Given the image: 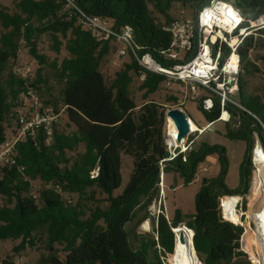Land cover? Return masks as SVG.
<instances>
[{
  "label": "trees",
  "instance_id": "1",
  "mask_svg": "<svg viewBox=\"0 0 264 264\" xmlns=\"http://www.w3.org/2000/svg\"><path fill=\"white\" fill-rule=\"evenodd\" d=\"M211 1L16 0L13 10H0L4 30L0 38V145L6 142L8 119L15 115L18 121L23 97H29V92L37 94L46 83L43 66L49 65L55 78L64 83L61 108L42 102L56 117L50 140L43 127L36 129L33 136L26 135L15 145L11 154L14 164L0 167V196L6 199V204L0 206V241L21 240L14 251L25 250L35 247V233L47 227L51 264L57 261L55 245L67 253L64 264H165L167 255L176 252L175 229L187 218L186 225L194 231L195 251L203 264H240L234 261L245 256L237 250L243 228L222 219L220 198L248 195L255 134L264 148V88L252 93L247 90V79L264 73V25L251 27L248 22L264 16V0H221L231 2L247 20L243 28L249 34L238 47L242 64L238 91L230 96L234 103L222 104L218 95L199 85L206 95L194 100L208 124L221 121L223 111L229 113L225 139L246 145L237 188L226 184L229 159L227 149L221 145L195 144L192 139L185 152L177 148L173 157L163 135L166 105L178 106L184 87L181 83L165 86L164 75L144 70L136 59V55L150 54L167 69L190 62L198 52L197 37L191 50L182 53L179 60L169 58L173 35L167 27L181 21L170 11L180 3L195 13L196 23L199 12ZM93 17L108 22L117 33L126 26L133 30L135 52L128 49L129 61L112 80L106 79L101 65L117 39L99 40L87 24V19ZM44 35L51 39L55 58L38 50ZM21 40L41 68L26 77L11 72L3 81L8 63L19 57ZM63 41L68 56L60 59ZM218 51L222 66L231 51L226 44L216 46L213 55ZM143 74L145 79L141 80ZM134 78L141 80L140 105L131 90ZM163 88L173 89L165 103L152 99ZM207 98L213 100L210 110L203 107ZM123 155L133 159L126 182ZM208 157L217 158L220 171L217 177L207 178V184L203 180L196 197V213L185 217L176 211L173 218H167L162 211L152 218L157 240L150 234L134 247L126 227L140 211H144L141 220L151 218L148 209L160 198L161 176L171 174L189 185ZM97 169V176L92 177ZM36 181L40 182V190L34 192L32 184ZM91 187L107 197L103 201L106 207L99 202L86 208L81 201L74 204L70 199L74 194L85 196Z\"/></svg>",
  "mask_w": 264,
  "mask_h": 264
},
{
  "label": "rangeland",
  "instance_id": "2",
  "mask_svg": "<svg viewBox=\"0 0 264 264\" xmlns=\"http://www.w3.org/2000/svg\"><path fill=\"white\" fill-rule=\"evenodd\" d=\"M16 0H0V10L3 8H8L10 10L14 9ZM37 1V0H35ZM171 15L176 20H188L193 24V21L196 20L195 13L192 10H189L188 8L183 7L180 3L174 4L172 10L170 11ZM159 16V15H158ZM199 17V15H198ZM161 18V17H160ZM163 18H161L162 20ZM261 18H259L255 22H251V27L259 26V21ZM264 19V16H263ZM247 22V20H245ZM2 33H4V30L0 23V38L2 36ZM249 34V32L247 33ZM64 45L62 47V52L59 56L60 59L64 58L65 56H68L67 51L65 50V44L66 41H63ZM1 42H0V49H1ZM51 39L48 35H44L40 37L38 42V50L42 54H47L51 58H55V53L51 51ZM124 48V45L119 41H114L112 43V50L111 53L105 57V60L103 61L101 65V72L105 75L106 79L112 80L117 71H119L121 68H123L124 64L129 61V57L127 54L125 56H122L119 54V52ZM17 60H11L6 68V72L3 76V81H6L8 75L12 73H19L26 76L33 75L37 73V71L41 68L38 62L30 55L29 49L27 48L26 42L24 40L20 41V49H19V55ZM27 68H29L31 71H27ZM241 68L242 64L240 63V71L237 76L231 77L233 83L230 85L229 89L232 91L231 96H236L238 91V84L241 78ZM43 70V76L46 79V83L41 85L40 91L36 94L34 92V95L36 98H38L40 103L48 104L51 107L55 108H61L62 107V90L64 87V83L58 81L54 76V71L50 68L49 65H45L42 67ZM248 85L247 90L248 92H257L260 91L261 88H264V73L258 74L254 77H250L247 79ZM141 80L134 78V81L131 85V90L134 94V98L136 99L137 103L140 105L142 100V92H139V84ZM230 82V81H229ZM173 93V89H167L163 88V90L157 94L156 96H153L152 99L156 100L159 103H165V97L169 96ZM186 89L184 88V95H186ZM196 96L199 100L201 96L206 95L205 91L199 90L197 88L196 90ZM26 104L30 108V106L35 102L34 99H26ZM184 100H186L185 110L189 116H191V122L194 124H197L198 126H202L205 124L204 117L202 113L198 110L197 102L192 100L190 97H186ZM167 110L170 107H179L176 105H166ZM51 108H47V110H50ZM166 110V113H167ZM50 112V111H49ZM223 112L221 114L222 119ZM62 123H65V113L62 116ZM226 122L228 121H220L219 124H215L213 126H209L207 129H204L205 134H202L199 131H194L191 133L188 137V139L185 141L184 145H187L188 142H190L192 139L196 142L195 144H199L202 142H208L210 144H218L227 149L228 159H229V171L226 178V184L229 188H237L239 184V169L240 165L243 161L245 151H246V145L244 142H231L227 139H225L224 134L226 133ZM169 122L168 117H165V125L163 127V135L165 138V144L167 145V149L170 151H174L175 147H171L170 145V136H169ZM197 126V127H198ZM17 121L15 119V115L11 116L8 119V122L6 124V142H13L16 135H17ZM190 138V139H189ZM4 143V144H5ZM181 148V147H180ZM1 150V145H0ZM202 168H207L206 173H200L199 177L196 178V180L189 185H183V180L179 177L175 178L174 175L168 174L166 176H161V182L159 184V191H160V198L158 200H154L153 203L149 206V213L151 218H146L144 220H141L144 211H140L138 213V216L134 221L129 223L127 225V230L130 235V240L134 247H136L140 240L144 237L149 236L150 234L155 236V239L157 240V234L153 233V222L152 218L154 216H157L158 214L162 213L164 211L166 217L173 218L175 216L176 211H180L185 217L194 215L196 213V197L197 194L200 192L202 183L204 178H215L219 174L220 167L217 163H211L210 161H206ZM133 170V159L129 156H122V171L124 175V182L127 181V176L130 174ZM33 189L34 192L40 190V182L36 181L33 182ZM50 188V187H48ZM119 193V192H118ZM117 193V194H118ZM107 197L102 193V191L96 187H91L87 189V194L83 197H80L77 194H74L71 196V200L74 204L81 201L83 205L86 208H91L97 205L99 202L102 207H106V203H103V201ZM223 198V197H222ZM65 199V198H64ZM37 203L41 205V202L39 201V198L36 199ZM253 201L244 199V204L246 209H250L252 214L257 213L263 208L264 202L262 199L257 201V203H253ZM6 204V199L2 196H0V206H3ZM162 207V208H161ZM187 218L184 219V222L182 225L187 226ZM148 224V225H147ZM188 227V226H187ZM189 232L192 233L191 230ZM253 233V232H251ZM47 227H44L40 230H38L35 233V247H27L25 250H21L18 252L14 251V248L17 247L21 240H6V241H0V264H51L49 259L50 256L53 254L47 247ZM253 237V240H256V236L253 234L251 235ZM175 238L177 239V233L175 235ZM262 238L259 239V242L261 243ZM175 245V240H174ZM159 247V246H158ZM55 249L57 251V261L55 264H64L66 260L67 253L62 251L63 247L59 245H55ZM244 253V252H243ZM245 256H242L238 259H235V262H239L240 264H253L250 260V257L248 254L244 253ZM259 254V252H258ZM172 255H167L165 258V264H170V258ZM198 256V255H197ZM199 258V257H198ZM252 258L254 259V263L258 264L256 259L254 258L252 254ZM200 261H202L199 258ZM203 264V262H201ZM233 264V263H232Z\"/></svg>",
  "mask_w": 264,
  "mask_h": 264
},
{
  "label": "built area",
  "instance_id": "3",
  "mask_svg": "<svg viewBox=\"0 0 264 264\" xmlns=\"http://www.w3.org/2000/svg\"><path fill=\"white\" fill-rule=\"evenodd\" d=\"M223 2L225 1L212 0L210 2V5L204 7L199 12V17L197 18L196 23L193 21L192 24L188 20H181L175 21L171 24V26L167 27V30L170 31L173 35L172 45L169 50L170 59L179 60L182 53H186L187 51L191 50L193 40L195 37H197L198 52L197 55L190 62H187L185 64L178 63L175 64L172 68L167 69L163 68L158 62H156L150 54H144L142 56L136 55V59L138 61L139 66L144 70L164 75L166 77L165 86L167 87H172L175 83H181L186 89V95L192 96L193 99L197 97L196 90L198 86L201 85L214 92V94L218 95L221 98L222 104H224L225 101H230L234 103L230 97L232 91L229 89V87L234 81L231 79V77L237 76L240 71L241 57L238 54V47L242 43L243 39L248 35L242 34L245 18L231 2H227L230 4L231 9L238 15L237 19L231 17L232 21L229 25H227V27L223 28L220 26L219 17L213 16L214 18L209 19V22L203 21V16H205L207 7L214 9V12L217 13V6L223 4ZM87 24L93 29L94 35L99 40H108L111 37H115L117 41L121 42L124 45V48L119 52L120 55L125 56L127 54L128 49L133 50L135 52L133 42V30L131 27L126 26L122 30V32L117 33L115 30H113L112 26L108 22L97 17L88 18ZM231 24H234L232 28L230 26ZM261 25H264V22L262 24H259V26ZM220 31L223 32L224 38L220 37L217 38L216 41H213V35H218V32ZM233 40H236L234 44ZM223 44H226L230 48L231 52L228 58L223 63V65L220 66L219 60L221 52L218 51L216 56H214L213 49L218 45L219 47H221ZM207 48H210V61L206 60L205 58ZM235 54H237L238 57V67L236 70L228 71L226 70V66L229 61H231L232 56ZM27 71L31 70L27 68ZM23 77L25 76L23 75ZM144 79L145 75L143 74L141 80ZM28 95L29 97H23L24 105L19 108V116L17 121V124H19V130L14 141L1 145L0 167L4 166L7 163L14 164V160L12 159L11 154H14L15 152V145L18 142L23 141L26 135L33 136L36 129L40 127L44 128L47 139L50 140V137L52 135V121L56 118L52 114V109L47 110V108L39 102L38 98L35 97L34 92H29ZM28 98L35 100V102L30 106V108L26 104V99ZM208 102L211 103L209 106L207 105ZM203 107L205 110H210L213 107V100L211 98L204 99ZM176 149L177 148H175V150ZM175 150H170L173 157L176 156ZM182 152L185 151L182 149ZM251 163L252 180L248 195L224 196L223 198H220V209L222 219L226 222L233 224L231 220L225 217V206L223 200L227 199L236 202L232 209L235 213L240 216L241 223L240 225H233L240 226L243 228V233L241 234L240 239L238 241L239 247L237 250L248 254L250 260L254 264L253 260L251 259V255L248 250H246V248L251 240V235L253 234L257 237V235L255 234H259V229L261 227L259 228L258 225L260 224H258L256 220L251 216L256 215V213L252 214L250 209L245 208L244 199L250 201L254 200L253 203H257V201L262 199V201L264 202V148L256 134L255 143L251 154ZM206 172L207 168H201V170L197 173V178L199 177L200 173ZM97 174L98 169L92 172V177H96ZM58 190L61 191V189L59 188ZM260 211H264V204L263 208ZM251 244L253 247H255L256 245L255 243Z\"/></svg>",
  "mask_w": 264,
  "mask_h": 264
},
{
  "label": "bare ground",
  "instance_id": "4",
  "mask_svg": "<svg viewBox=\"0 0 264 264\" xmlns=\"http://www.w3.org/2000/svg\"><path fill=\"white\" fill-rule=\"evenodd\" d=\"M206 16V17H205ZM205 16H203V21L204 22H209V19L215 17H219V24L221 27H227L231 23V17L237 19L238 15L231 9V6L227 2H223V4L217 6V13L214 12V9H211L207 7V11L205 13ZM264 22V19H260L259 24H262ZM231 28L234 26V24L230 25ZM248 31L247 29L243 28L242 34H247ZM224 38L223 32L220 31L218 32V35H213L212 40L216 41L217 38ZM236 42V40H233V44ZM209 52L210 48H207L206 51V60L210 61L209 58ZM238 57L237 54L232 56L231 61L226 66V70L231 71V70H236L238 67ZM206 64V63H203ZM211 103L208 102V106ZM229 114L227 112H223L222 119L223 121H228L229 120ZM168 122H169V136H170V146L175 147V148H182L184 151L186 150L187 146L184 145L185 141L180 145L177 142L176 135H177V128L172 120L171 117H168ZM199 131L194 123L191 122V119H189V131L190 134L193 133L194 131ZM204 132V131H203ZM202 132V134H203ZM224 206H225V217L228 218L229 220L232 221V223L240 225V216L234 212L232 209L234 204L236 203L233 200H227L224 199ZM252 218L256 220V222L260 225L259 226V234L256 233L257 235L256 240H251L246 248L248 252L251 255V259L254 262V259L252 258V254L254 258L256 259L258 264H264V211H258L256 215H251ZM148 225V224H147ZM175 232L177 233V239H176V246H175V254H173L170 258V264H202L201 261L199 260L197 253L194 248V243H193V236L194 232H189V228L187 226H179L177 229H175ZM184 235L185 242L181 241V236ZM262 238V242H259V239ZM251 243H255V247L252 246ZM252 246V247H251ZM259 252V254H258ZM255 264V263H254Z\"/></svg>",
  "mask_w": 264,
  "mask_h": 264
},
{
  "label": "water",
  "instance_id": "5",
  "mask_svg": "<svg viewBox=\"0 0 264 264\" xmlns=\"http://www.w3.org/2000/svg\"><path fill=\"white\" fill-rule=\"evenodd\" d=\"M166 117H171L176 125L177 131H178L176 135V139L180 147V145H182V143L186 141L190 135V131H189V119L190 118L188 117L186 112L180 107L168 108ZM204 183L207 184V178H204ZM181 225L182 224H180L179 226ZM181 241L185 242L184 235L181 236Z\"/></svg>",
  "mask_w": 264,
  "mask_h": 264
},
{
  "label": "crops",
  "instance_id": "6",
  "mask_svg": "<svg viewBox=\"0 0 264 264\" xmlns=\"http://www.w3.org/2000/svg\"><path fill=\"white\" fill-rule=\"evenodd\" d=\"M186 97H188V99L191 97L192 98V96H187V95H183L182 97H180V100H179V104H178V106L180 107V108H182L185 112H186V110L184 109L185 108V105H186V100H184ZM197 99V97H195L194 99L192 98V100H196ZM186 114H187V112H186ZM188 115V114H187ZM188 117H189V115H188ZM190 118V117H189ZM191 119V118H190ZM204 121H205V124L204 125H202V126H199V127H201V128H199V127H197V125H196V127H197V129L199 130V132H203L204 131V129H207L209 126H213V125H215V124H219L220 123V121L219 122H217V123H212V124H208V122L205 120V118H204ZM203 134H205V131H204V133ZM187 146V145H186ZM207 161H210L211 163H217V158H215V157H208L207 158ZM233 189V188H232Z\"/></svg>",
  "mask_w": 264,
  "mask_h": 264
}]
</instances>
